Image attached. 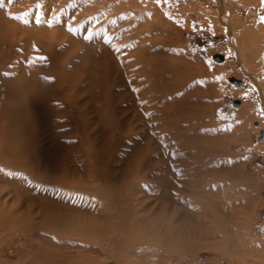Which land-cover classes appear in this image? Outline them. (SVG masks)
Masks as SVG:
<instances>
[{"label": "rangeland", "instance_id": "1", "mask_svg": "<svg viewBox=\"0 0 264 264\" xmlns=\"http://www.w3.org/2000/svg\"><path fill=\"white\" fill-rule=\"evenodd\" d=\"M105 1H108V0H105ZM138 1L142 2V0H138ZM143 1L149 2L148 0H143ZM151 1L154 3V5H158V2L161 0H151ZM167 1H169V2L172 1V2H170L172 4L170 5V3H169L167 5V3H166ZM167 1L163 0L162 5L163 6L165 5L166 8H168L170 6L168 8V11H167L168 14L166 13V10L165 11L164 10H158V12L160 13L161 18H163L164 21H167V23L164 26H167L168 23H170L169 26H171V24H172L173 31L172 30H168V32L166 31V34L162 35L163 39L159 38L156 41L157 44L164 45V47L162 48L163 51H160V52L154 48L156 55H158V54L160 55L161 53L163 54V56L161 55L163 58H160V56H158L157 58L153 57L155 60V63H157L159 65V67L157 65V68L155 69L156 66L152 62V64L149 63L148 67H146V69L149 68V70H145V69L142 70V68L139 66L137 68V71L132 70L133 73H136V75H134V74L132 75L133 78H135V79L140 78L141 74H143L147 79L151 78L152 74L154 75L152 77H153V80H155V82H156L155 87L150 89V90H152V92L145 93V96H146L145 98H147L148 101H150V102L153 101V103H154L151 107H147V105H151V104L148 103V101L145 104L146 100L144 98H142V100H140L139 103L137 102V99L133 98V96L131 95L132 90L129 91V88L131 87L132 83L130 81L129 76L127 77L128 73H127V70H126L124 64L119 62L117 60L116 56L111 54V52H109V55L107 57V55L104 51V48H105V46H107V44H105V42L99 37L93 36V38L89 42H87L88 43L87 44L85 41L91 37H89L87 35L85 37L84 34L82 35V37L77 35L75 38L81 39V40H79V43H81V45H80L81 47L79 46L77 49H72L69 46V43L66 41L60 42V39L62 36L59 37L58 41H56V42L53 41V45L51 48L49 47V49L47 48L46 41L40 42L39 39H37L38 37H28L29 39H27V38L18 39V37L17 38L15 37V38L10 39L9 40L10 42L4 43L5 44L4 48L6 50L7 49L9 50V53H10L9 56H8L7 51H3V45H2V49H0V54H1L0 55V63L1 64L4 63L6 68L4 70L0 71V81L2 82L6 79L12 80V84H15L13 86V88H14L15 86L18 87V84L21 82V79H23L25 77L30 82L32 81L34 84H35L36 79L37 80L39 79L42 82V84H44L43 82L45 80L46 84H48L47 88H48V90H50V93L52 96L46 95L47 96V97L45 96L46 99H43V100L38 101L36 103L37 98H43L42 95H38L35 92V91L38 92V90L41 88V85L40 84L39 85L32 84L33 85V89H31L32 94L30 95V94L26 93L25 96L22 97L25 101L27 99V102H28L27 104H25V110H24V108H22L23 101H22V99L21 100L19 99L18 95H15L17 97V99H16V97L13 99L11 98V101H10V104H11V107L9 109L10 114L13 110V112H12L13 115L11 114L12 116H10V117H12L11 121L14 118H16L17 122H19V123L21 122L20 124H18V123H16V121L14 119L13 121H15V122L12 121L13 123H11V124H13V125H11V124L10 125L12 126V128L15 131H17L18 129H20L21 125L23 124V126L21 128H23L22 130H24L26 133H24V131H21V130H20V132L17 131L18 136L22 132L21 138L18 141V143L21 146H24L23 150L25 152L29 151V160H27V162H29L28 165L31 168L34 167V169L32 168L33 169L32 170L29 167H28V169H29L30 173L33 172L35 175L32 174L33 176L29 177V178L33 177L32 181H30L29 178L28 179H29L30 185L31 184H33V185L37 184V189H35L34 192H31V193L32 194L33 193L36 194V192H38V193L36 195L33 194V196H35V198L33 199V201L28 203L29 207L27 206L28 207L27 208V216L29 218L28 220H29L30 227H27V228H29V229H27L28 231H26L28 235H26L25 237L29 236L28 239L29 238L32 239V242L34 244L30 243V241L27 239V243H29V244L25 243L26 245L23 244V246L20 248L18 246L19 241H15L13 243V245L9 248V247H6L3 244V241L0 239V264H21V263H23V264H49V263L50 264H59V263L60 264H78V261H79V264H83L84 262H86L85 258L89 254V252L82 251V250H80V248L79 249L78 248L69 249L68 247L63 246L66 249L65 250V249H63L62 246H60L59 250H63L61 252V251H58L57 246H55L56 249L55 248L53 249L49 245H46L43 241H42L43 244L40 243V241H38L39 239H37L36 237H38V236L44 237L47 235L46 233H48V237L50 239H52L51 237H54V236L57 237L58 236V231H59V234L67 232L64 229H62V227H63L62 222H65V223L68 222L66 224H69V222L71 223L73 221L72 223H76V221L79 220L82 223H79V225L76 223V225H77L76 229H77L78 234L74 235L73 237L74 238L75 237H82V238L84 237L85 239L89 238V236L86 237L85 233L87 231V228H90V226L86 225L85 223L83 225V221L85 219L87 224H91L92 222L96 223L99 220L98 219L99 214L94 213V215H91V216L85 214L86 208L84 206V198L87 195L85 193H89L90 188L93 189L94 187H97L98 184L100 185L101 183H103L104 178H107L109 180V182L111 183V185H113V186L116 185V187H120L121 189L123 188V184H124L119 180V176H121V175L126 176V178L128 180L133 179L135 183L137 182V184L141 183L140 184L141 186L155 187L154 184L157 183V181H155V182L151 181V183H150V178H152L153 174L151 176L147 177L148 181L146 183L144 182V180H142L143 179L142 176L147 171V167H141V172H137L138 175L134 171H130L129 169H126L127 167L134 169L135 165H132V163H131V160H133V158L135 156L134 150L139 143H141L143 140L144 141L147 140V137L146 138L143 137V135H145V134L140 133L141 132L140 129H137L138 126L140 125L139 124L140 118H138V116L136 115L135 118L137 119V121L136 120L134 121L136 125H132L133 127L131 128L130 132L127 134L125 139H123L121 142H119V139L121 138L120 135L122 136V133L124 134V132H126V130L129 129V126L126 125V123L128 124L130 122L131 119H129V118L132 115H134V112H136L138 108H139L138 110L146 109V110H152V111L154 109H156L154 112H152V115H153V118L155 119V122H157L158 126L161 125L165 132H167V131L171 132V124L167 123V116L164 114L165 113L164 111H166L168 108L169 114L170 113L172 114L171 116H169L171 118V120L178 122V116L174 117L175 113H177V111L175 109H178V110L182 109V105H184V107L186 106L185 112H186V108L188 107L187 109L189 110V112L190 111L193 112L195 110L194 116H196L197 113L198 114L201 113L203 115V117L200 121L199 120L196 121L197 124H199V128H196V126H195L196 122H194L193 126L196 128L195 133H193L192 135H189V140H186L187 135L185 134V140L181 144L182 145L181 148H185L186 152L189 151V154L191 153L190 155L193 158H195L197 156L201 157L200 153H203L201 163L203 161L202 164H204V168L202 170H204V169L205 170H204V172H202L203 175L202 174L197 175L199 177L198 180H200L201 182H203L205 184L206 183L205 180H207V183H208V182H211V179L213 178L212 180H215L214 182H216V180H217V184L222 187V189H219V191H218V192H220V194L221 193L223 194L222 191H228L229 203H228V201L222 202V205H224V206L221 207L220 212L218 213L219 214L218 217L221 218V216H222L223 219H230V217L232 216L231 217L232 220L231 219L230 220L233 221L234 220L233 218H236L238 213H239L240 217L236 218L239 220L233 221L232 225L230 223L231 222L230 220H228L229 223H224V224H226L228 226L230 224L231 227L234 226L233 230L236 229V226L238 229V226L242 227L244 225L246 229L241 228V229H238V231L243 230V231H241L242 235H243L244 231L247 232V234H244V235H248V237L245 236L246 239L251 238L252 242H254L256 244L254 246V248H258L259 246H261V247H263L262 249H264V151H263L264 150V95H263L262 100L260 97V95L264 93L263 92L264 91V82H263L264 81L263 80L264 74L262 73L263 71L260 72V74H261V76H260V74H258L256 72L258 70L257 67L255 65H253L252 63H250L251 65H249V67L247 66L248 68L246 67L247 69L242 68V63H243L242 54L238 50V47H236L237 56L233 53V51H231V48L229 46L230 39L225 32L226 27L224 25H222L219 22V20H216V18H213L216 16L215 13H213V11H216V9L213 6L211 7L208 0H167ZM206 3H208V5ZM159 5H161V4H159ZM250 6L247 5L248 10H249V8L252 9L253 6H255L256 8H260L258 4H254L253 6L252 5H250ZM43 7H44V5H43ZM49 7H50V5L48 6V10H50ZM205 7L206 8L208 7V8L206 9ZM210 9H211V12H210ZM251 9L249 10L250 13H252V11H253V9L252 10ZM204 10H207V12L205 13L206 15L204 13L201 14V12H203ZM209 13L212 15H209ZM207 14L209 16H207ZM202 15H203V17H202ZM256 15H253V17L251 16V18L253 19V22L259 25V29H258L257 25L255 27L254 38H256L255 42L257 43V45H256L257 49H259L260 51H263L264 50V41H263L264 40V22H263L264 18L262 21V19L260 20L259 19L260 17H258ZM210 16H212V19H214L215 21L214 20L211 21L212 19L210 18ZM155 18L156 17H153V19H155ZM255 19H259V20H257V22H256ZM231 20L232 21L227 19V25L230 23L232 24L231 26L234 29V31H233V29H231V27H229L230 25H228V27L230 29L229 31L232 32L233 36H234L235 32H237L235 34L236 36H234L235 38L238 37L241 30L243 31L244 29H246V27L247 28L249 27V25L246 26L245 24L244 25L242 24V26H240L241 28L239 31V25L236 23L235 17L233 16V19L231 17ZM43 22H44V20H43ZM124 22H126V20ZM234 22H235V24H234ZM36 25H37V23L32 22L29 25L27 24L25 27H26V29L31 28L32 26L37 28ZM40 25L45 26V23L44 24L42 23ZM130 25H134V24H130ZM96 26H97V24H95L91 27L92 31ZM114 26H116L118 29L116 27H112L111 32H113V33L116 32L118 34V32H120L123 29V28H121L122 27L121 25H114ZM235 26L237 29H235ZM242 27H244V28H242ZM61 28H67V27L62 26ZM133 29H134V26H132V28L130 30H128V34L135 36L137 32H135V29L134 30ZM130 32H132V33H130ZM119 35H121V34L119 33ZM119 35L114 37V38H116L114 43L117 41ZM98 38H99V40H101V42L98 40ZM236 39H238V38H236ZM246 39H245V42H246ZM250 40H251V38L248 39V41H250ZM153 42H155V40H153ZM241 43H244L243 40L241 41ZM101 44L103 47L101 46ZM244 44H247V43H244ZM29 48H31V49H29ZM159 48H160V46H159ZM175 49L179 50V53L181 55H183L184 58L186 56V59H185V61H183V63L191 65L192 66L191 68H193L192 70L189 69V72H188L187 68L184 67V65L181 66V60L178 61L177 59L173 58V60H175L173 62H176L177 64H179V66L169 63L170 61L172 62V58L168 57L170 55H165V54L166 53L170 54L169 52H173ZM113 50L117 51L115 49H112V51ZM2 53H5V54H3L4 56L2 55ZM116 53H118V51ZM263 53H264V51H263ZM103 54L106 56H104ZM102 57H104V58L106 57V58L104 59ZM109 57H110V59H109ZM237 57H239V59ZM151 59H152V57H151ZM219 59H221V60H219ZM97 60L100 61V63ZM157 60H161L162 63H168L169 66H164V65L160 66L161 65V64H159L160 61L157 62ZM163 60H165L166 62ZM97 62H98V64H96ZM88 64H89V66H88ZM53 66H54V68H53ZM100 66H102V67H100ZM251 66H252V68H251ZM28 67H29V70H28ZM160 67L161 68L163 67V70ZM50 68H52V69H50ZM123 68H124V70H123ZM153 68H154V70H153ZM139 69L141 71H139ZM165 69H166V72H163ZM185 69H186V71H184ZM102 70H104L105 74L103 73ZM145 71L147 72V74ZM181 71H182V73H180ZM153 72H156V73H153ZM124 73H126V75H124ZM165 73H166V75H165ZM186 73L188 74L187 77H186ZM196 73L199 75H196ZM111 74H113V75L111 76ZM163 75H165V76H163ZM189 75H191L193 77L194 81L202 79V80H205V82L202 83L201 86H197V87L195 85L192 86L190 84V82H188L186 79L189 77ZM155 76H157L156 77L157 79L154 78ZM145 77L144 78L141 77V80L143 82H145V80H147V79H145ZM161 77L165 81V84H163L164 86H162V85L159 86L160 82L157 83L158 81H160ZM252 77H255L254 80L252 79ZM63 78H65V80H63ZM108 78H109V81H107ZM230 78H233L234 80L241 82V85H236V84L230 82L229 81ZM260 78H262L263 81L259 80ZM106 81H107V83H106ZM137 81L139 84L140 81L138 79H137ZM254 81L257 83H255ZM80 82H81V84H80ZM99 82H101V83H99ZM108 82H110V85ZM105 83L107 84L106 86H105ZM114 83H115V85H114ZM10 84H11V82H10ZM62 84H64V86L66 88L64 86H62L60 89L59 85L61 86ZM96 85H98V86H96ZM111 85H112V87H111ZM113 85H114V87H113ZM256 85H258L259 87H257ZM141 86L144 90H146L145 87L147 85L141 84ZM174 86H175V88H174ZM181 86H183V87L180 90ZM185 86H192L191 88H196L195 89L196 91L193 90V92H191L192 90H190L189 88L185 89ZM147 87H149V86H147ZM43 88H44V85H43ZM125 88H127V89H125ZM164 90H165V92H164ZM158 91L159 92L163 91L162 93L160 92L163 96H165L167 94H171L173 96H176V94L180 93L178 95L185 96L183 103H178V101L181 97L178 99V96H176V98L172 99L169 104L164 105V102H166V101H163V99L161 97L162 95L160 93H158V95H157V93H155ZM34 92L38 96L34 95ZM19 94H21V91H19ZM70 97L73 98L72 101H71ZM185 98L187 100H185ZM199 98H201L200 100L203 101V102H200V104L202 105V107H200V108H199V106H201L200 104H197V106H196V102L198 101ZM13 101H15V102H13ZM193 101L195 102V104ZM236 101L238 102V105L235 104ZM43 102H45V103H43ZM69 103L71 104L72 108L69 106ZM139 104H145V105H144V107H142ZM242 104L243 105L244 104H247V105L251 104V106L249 108L250 110L249 109L244 110V108L242 107L243 106ZM48 105H49V108H48ZM27 108H29V109H27ZM32 108H33V110L35 108V110H39L40 112L35 111L37 114L36 113L34 114V112H32ZM64 109H65V111H64ZM66 109H67V111H66ZM7 111H8V109H7ZM26 111H30V112L29 113L27 112L25 114ZM46 111H47V114H51L48 116L49 120H50V117L54 118V116H56V118L53 119L54 120L53 126L51 125V122H49V123H47V121L44 122L46 119L45 118L46 117L45 116ZM83 111L84 112L87 111V112L84 114ZM196 111H197V113H196ZM242 111H243V113H242ZM244 111H246V113ZM80 112H82V113H80ZM74 113H77L78 115L74 114ZM79 113L82 114V116L79 115ZM131 113H132V115H131ZM27 114L28 115L30 114V116H24ZM31 114L36 115V116H33ZM16 115H18V116H16ZM125 115H127V117H128V119L126 120L127 122L126 121L124 122L123 120H121V118ZM13 116H15V117H13ZM83 116H85V117L87 116L86 117L87 119H85ZM188 116H189L190 120H195L193 118L194 116L191 117L190 113H188ZM10 117L8 116V120ZM34 118H36V120ZM195 118H197V117H195ZM19 119H20V121H18ZM27 119L31 122H29ZM32 120H34L35 122H33ZM107 120H109V121L107 122ZM27 121L29 123H27ZM184 121H185V115H184L181 123H183ZM36 122H38V123H36ZM82 122H83V124H82ZM109 122H111V123H109ZM14 123L16 124V127H18V129L15 127ZM106 123H108V124H106ZM80 124H81V126H80ZM185 124H186V122H185ZM210 124H213V126L216 127V130H218L217 133H215V135L217 134V135H219V137H216L217 140L216 139L215 140L218 143L222 144L225 148L227 147L226 150L229 152V153H227L225 148L221 147V145L219 144V149H218V153L216 154V157H215L216 160L215 161L213 159L214 157L212 158L210 156L211 157L210 158L207 156V154H205V148H207L206 151L210 150L211 148H209L208 146H206V145H204V144H202L196 140V137L200 134L199 137L206 140L205 142L207 144H210L208 142V139L212 135L210 133L211 131L208 129ZM17 125H19L20 127ZM109 125H110V128H108ZM113 125H114V127H113ZM117 125H119V126H117ZM38 126H39V128H38ZM134 126H135V128H134ZM34 127H35V131H34ZM25 128H26V130H25ZM117 128L119 130L120 135L119 134L117 135V133H118ZM219 128H220V130H222V132L221 131L219 132ZM85 129H87V130H85ZM108 129H111V131L109 130V133H107ZM112 130H113V133H112ZM132 130H133V132H132ZM203 130H206V131H204V133L206 132L205 135L208 136L209 138H207L203 135L204 134ZM114 131H116V132H114ZM261 131L263 132L262 137H260ZM130 133H132L133 136L132 135L129 136ZM13 134L17 135L16 132H14V131H13ZM15 135H13V137H15ZM117 137H118V139H117ZM218 138H220V140H218ZM110 140H111V143H110ZM15 141L17 143V139ZM221 142H223V143H221ZM185 143H187L188 147L184 146ZM112 144H113V146H112ZM144 144H146V142ZM170 144H171V142H170ZM163 145L159 144L157 142V143H155V146H154L157 148V152H156V150H153V147H151V149L154 152H156L158 155L161 152L163 153ZM113 147L115 148V150ZM211 147H213V146L211 145ZM169 148H170L171 154L174 152V149H176V147H174V149H173L172 145L169 146ZM14 149H18V148H14ZM111 149H113V151ZM203 150H204V152H203ZM213 151L216 152V150H213ZM219 154H221V156ZM153 155H155V154H153ZM235 155H236V157H239L241 159V161H239L240 164L238 166L232 165L233 166V169H232V167L228 165L229 164L228 160H231L230 158H232ZM163 156H164V153H163ZM127 159H128V162L126 161ZM135 159H137V157H135ZM158 159L160 161H158V163H156L157 165H155V166L158 167V164H161L160 165V167H161L160 172H164V173L171 172L172 167L164 164V163L169 164L170 162L162 161V159H164V157H161V159H160V157H158ZM220 159H222L221 163L219 162ZM204 161L208 162V163L205 164ZM95 162H96V164H95ZM173 162L174 161H172L171 163H173ZM130 163H131V165H130ZM173 165H175L176 167L178 166L175 163H173ZM226 166H229V168L226 169ZM164 167H166V168H164ZM94 169L97 171H95ZM152 169H154V168H152ZM38 170H39L38 176L40 178L37 179L36 178V176H37L36 171H38ZM98 170H101V176L99 174L97 176L96 172H98ZM208 170H209V172H208ZM239 170L241 171V176L238 175ZM210 171H211V173H210ZM205 172H207L208 174H206ZM204 173H205V175H204ZM65 174H67L68 177L64 176ZM188 174H190V173H188ZM191 175H193V174H191ZM232 175H234V176H232ZM91 176H92V178L93 177H95V178L91 179ZM227 176H229L230 178L229 177L227 178ZM88 177H89V180H91L90 182L93 181L91 185L89 184L90 182H88L89 181ZM69 178H70V180H68ZM114 178H115V181H114ZM65 179H66L67 183L65 182V186H64L63 183H64ZM71 179L73 182L71 181ZM135 179L136 180L138 179L139 181L138 180L136 181ZM39 180L42 181L43 185H42V183L41 184L39 183V182H41ZM162 180H164V179L162 178ZM245 180L248 181V183ZM68 181H70V182H68ZM97 181H98V183H97ZM94 182H96V183H94ZM44 184H47L48 187ZM53 184H55V185H53ZM67 184H68V186H67ZM188 184H190V183H188ZM188 184L185 185L186 189L189 187ZM211 184L209 186H207L206 188H203V186H200L199 188H197V190H199L202 199H203V197H205L206 200H208L209 207L212 210H215L216 208H214L212 206V201H211V197L214 196L213 195L214 192L212 191V188H211V186H213V185H211ZM38 185H41V186H38ZM43 186H45V187H43ZM73 186H75V187H73ZM39 187L42 190L41 189L39 190L38 189ZM49 187H51V189ZM77 187L79 190L77 189ZM125 187H126V189L124 188L122 190H127L129 186L127 184H125ZM45 188L47 191L45 190ZM48 189H49V191H48ZM68 189L71 190L72 192L75 190V192H73L72 195H71V193H69L70 191L66 193V191H68ZM201 189H202V192L205 193L204 196L201 194ZM36 190H38V191H36ZM61 190H65V191H63L65 193L63 194V192ZM82 190H84V191L82 192ZM188 190H190V191L192 190L191 186ZM39 191L41 192L40 195H39V193H40ZM43 191H44V193H42ZM53 191H55L57 193L55 194V192H53ZM85 191H87V192H85ZM76 192L77 193L79 192L78 195H75V194H77ZM59 193H62V195H60ZM45 194H50V195L46 196ZM206 194H208V195H206ZM57 195H58L59 200L54 198ZM70 195L72 196V199H71ZM250 195H252V197ZM39 196L40 197L43 196L42 199H39L40 198ZM48 196H50V197H48ZM59 196H60V198H59ZM62 196H63V198H62ZM66 196H68L69 198ZM73 196H75L76 198ZM243 196H245V198ZM16 197L17 196H14V198H16ZM90 197H93V196L90 194ZM94 198L95 197H93V199H91V201H94ZM37 199L40 201H38ZM49 199L53 200L54 202L50 201ZM79 200H80V202H79ZM243 200L249 201L248 204H246V205H248L247 210L243 207V203H242ZM51 202H52V206H51ZM33 203H36V204L33 205ZM234 203H236V206L232 205ZM53 204H55V205H53ZM146 204H148V202ZM149 204H150V206L154 205V203L152 201L149 202ZM56 205H57V208H56ZM40 207L43 210L42 213H40L42 211ZM53 207H55V208H53ZM97 207H98V205L95 207L96 210L99 208V207L98 208ZM39 208L41 210V211H39V213L41 215L38 216V214H39L38 209ZM147 208H149V207H147ZM235 208H236V210H235ZM69 209H71V211ZM240 209L242 211H243V209H245V210H244V212H242ZM234 210L237 211L236 212L237 214L234 213ZM238 210H240V211L238 212ZM35 211H37V212H35ZM196 211L199 214H196V216L193 215V217L195 219V223L193 222L191 215H185L186 213H183V211L180 213H177V214L175 213L176 221H175L173 226L176 229V232L183 231V230L185 231L186 229L187 230L185 232H183L181 234V236L174 238L173 242L175 245L172 243L171 247H170V248H173L174 250L168 249L167 248L168 246H166L164 248V250L165 249L167 250V251L165 250L166 253L165 252L164 253L166 254V258L168 260V261L167 260L164 261L165 264H264V256H262L263 254L260 255V253H262L261 250H259L260 253L258 251H256V253H254V254L253 253L248 254V252L246 253L245 252L246 249L243 248L241 241H238V239H241L240 237H238V239H236V237H235V240H236L235 245L234 244L230 245L231 243L227 245V247L229 246L227 249L230 250L235 257L233 259L225 258V259L220 260L219 256H216V254L214 253L215 248L210 247V248H208L209 250L205 249L204 248L205 242L203 240L209 239L207 241L209 243V246H215L212 242L219 243L218 239H220V238L217 236L216 238H213V239H211V238L204 239L201 236L200 229H198L197 227H205L204 225L206 222H203L202 224L200 223V219H201L200 214H202L203 210H201L200 208H197ZM245 211H246V213H245ZM30 212H33V213H30ZM72 213L75 215V217H68ZM49 214H51V215L49 216ZM66 214L68 216H66ZM179 214H180V218H179ZM244 214H245V216H247V218H245V219L243 218ZM78 215H80V216L78 217ZM241 215H242V217H241ZM88 216H89V218H88ZM224 216H226V217H224ZM47 217L50 218V221H49V218H47ZM196 217H198V218H196ZM72 218L74 220H72ZM171 218L173 219V217H171ZM240 218L244 219L243 223L241 222L242 219H240ZM91 219H94V220H91ZM32 220H33V222H31ZM70 220H72V221H70ZM185 221H187V222H185ZM237 221H239L240 223L238 224ZM48 222H49V224H48ZM244 222H245V224H244ZM199 223H200V225H198ZM42 224H44V225H42ZM52 224H53V226H52ZM192 224L195 225V227ZM183 225H184V227H183ZM207 225H209V224L207 223ZM35 228H37V229H35ZM52 228L53 229L56 228L57 232L55 233L56 229H54V231H53ZM182 228H183V230H181ZM46 229L49 232H46L45 231ZM50 229L54 232L53 234L50 233V232H52ZM38 230H40V231H38ZM82 230L84 232V233L82 232L83 236H81L82 233L79 232ZM191 230H192V234H191V236H189V239L184 240L185 239V233H190ZM42 232L45 234L44 235H38V234H42ZM32 234H34V235H32ZM51 234L54 236H52ZM30 235H32V237ZM182 236H184L183 239H181ZM60 237H62V236L59 235V239H61ZM55 239H58V237ZM180 239L183 241V243L185 242V244L186 243L188 244V246L186 245L187 247H190V244H191V246H193V247H191L192 251L188 250L187 252H185V249H183V248H179L180 250H178L177 247H179V246L177 244L180 242ZM253 239H254V241H253ZM176 241H179V242L176 243ZM36 242H39L40 245H39V243H37L39 246L36 245ZM75 244H77V245H75ZM75 244H74V247H78L79 243L76 242ZM36 246H38L42 249H39ZM230 246L233 247V249H235V252L233 251V249H231ZM14 247H15V249H14ZM31 248H32V250H34L33 252L31 251L32 253L30 252ZM105 248H106V252H104V253H101V250L98 248L92 249L91 252H97V255L98 254L99 255L96 257H93V263H89V264H100L99 262H101V264H103L102 260L107 258L110 253L115 254V255H119L121 258L123 255L124 258H122V259L126 263L128 260L129 261L131 260L132 263H134V261L136 260L134 253H128L127 254V251H125L123 249L121 250V248L119 246H114L115 250H112L109 246L108 247L106 246ZM240 248H243V249H241L243 252L240 250ZM38 249L40 251H38ZM187 249H189V248H187ZM41 250L46 251V253L44 251L41 252ZM55 250H57L58 252ZM67 250H68V252L69 251H73V252L76 251V255H78V256H76L75 253H73L72 254L73 260H72V257H69V253L66 252ZM26 251L30 254H28ZM50 251L54 252L55 254L54 253L52 254V252L49 253ZM77 251H79V252H77ZM117 251H118V253H116ZM122 252L124 254H121ZM241 252H242V255H241ZM57 253H59V254H57ZM26 254H28V255H26ZM35 254L39 255L42 260L40 259L39 256L37 257V255H35ZM47 254L49 255L48 258L50 257L51 260L42 258V257L47 258ZM56 254H57V256H56ZM62 254H63V256H62ZM255 254H259L260 256L257 255V257H255L256 256ZM65 255L68 256L69 258H67ZM92 255L94 256V254H90V256H92ZM154 256L155 255L151 254V257H152L151 259H153ZM248 256H250V257L248 258ZM35 257H37L39 259L37 260V258H35ZM55 257H56V259H55ZM74 257L77 260L74 259ZM130 257H131V259H129ZM59 259L61 260V262ZM66 259H68L69 261ZM65 260L69 263H66ZM80 260H81V262H80ZM62 261H64V262H62ZM159 261H160V259H159ZM158 264H162V262H160Z\"/></svg>", "mask_w": 264, "mask_h": 264}, {"label": "bare ground", "instance_id": "2", "mask_svg": "<svg viewBox=\"0 0 264 264\" xmlns=\"http://www.w3.org/2000/svg\"><path fill=\"white\" fill-rule=\"evenodd\" d=\"M108 1H105V0H0V49H2V45H3V51H7L8 56H9L10 55L9 50L8 49L6 50L4 48V45H5L4 43L10 42L9 40L12 38H15V37L16 38L18 37V39H21V38L29 39L28 37H38L37 39H39L40 42L46 41L48 49H49V47L50 48L52 47L53 41L54 42L58 41L59 37H61V36L62 37L60 39V42H63V41L68 42L69 46L72 49H77L81 45V43H79V40H81V39L75 38L77 35L82 37V35L84 34L85 37H86V35L91 37V38H88L87 40L85 39L86 43L89 42L93 38V36L99 37L105 42V44H107V46H105V48H104V51H105L107 57L109 55V52H111V54L116 56V58L119 62L124 64V66L127 70V73H128L127 77L129 76L130 81L132 83L131 87L129 86L131 88V89L129 88V91L132 90L131 95L133 96V98L137 99L138 103L140 100H142V98H144L146 100L145 101V104H146L148 99L145 98L146 97L145 93L152 92V90H150V89L155 87L156 82H155V80H153V77H152L154 75L152 74L151 78L147 79L143 74H141L140 76L142 78L145 77V79H147V80H145V82H143L141 80V77L136 78V79L133 78L132 75L133 74L136 75V73H133L132 70L137 71L138 66L141 67L142 70L143 69L149 70V68L146 69V67H148L149 63L152 64V62L155 64V66H156L155 69H156L158 64L155 63V60L153 57L157 58L158 56H160V58H163L162 53L160 55L159 54L156 55L155 49L158 50L159 52L163 51L162 48L164 47V45L157 44L156 41L159 38H162V35L166 34V31L167 32H168V30L173 31V28H172V24H171V26H169L170 23H168L167 26H164L167 23V21H164L163 18H161V15L158 12V10H164V11L166 10V13L168 14L167 11H168V8L170 6L169 7L167 6L168 8H166L165 5L163 6L162 5L163 0L159 1L158 5H154V3L151 0H148L149 2H145L143 0H142V2H139L138 0H110L109 2ZM170 2H172V1H170ZM170 2L167 1L166 2L167 5ZM208 2L210 3L211 7L213 6L216 9V11H213V13H215V15H216L213 18H216V20H219V22L226 27L225 32L230 39L229 46L231 48V51H233V53L237 56L236 47H238V50L241 52L242 60H243L242 68H246L247 66L249 67V65H251L250 63H252L253 65H255L257 67L258 70L256 72L258 74H260L261 71H263L262 73L264 74V53H263L264 50L262 49L263 51H260L259 49H257V46H256L257 43L255 42L256 38H254L255 27L257 25V27L259 29V25L254 23L253 19L251 18V16L253 17V15L257 14L256 16L260 17L259 19L260 20L262 19V21H263V18H264V0H208ZM159 4H161V5H159ZM171 4L172 3H170V5ZM206 4L208 5V3H206ZM254 4H258L260 8H256L255 6H253ZM43 5H44V7H43ZM49 5H50V7H49L50 10H48ZM247 5L253 6L252 7V9H253L252 13L249 12V10L251 8H249V10L247 9ZM206 12H207V10H204L203 12H201V14L202 13L205 14ZM210 12H211V9H210ZM203 15H202V17H203ZM209 15H212V14L209 13ZM209 15L207 14V16H209ZM233 16L235 17L236 23L239 25V31L241 28L240 26H242V24L243 25L245 24L246 26L249 25L248 28L246 27V29H244L243 31L242 30L240 31L238 37H236L239 40L234 37V36H236L235 34L237 32H235V34L233 36L232 32L229 31L230 30L229 27H231V29H233L231 26L232 24L231 23L228 24V25H230L229 27L227 25V19L232 21L231 17L233 19ZM153 17H156V18L153 19ZM210 18L212 19V16H210ZM42 19L44 20V22ZM259 19H255V21L257 22V20H259ZM38 20H39V22H37ZM125 20H126V22H124ZM213 20L214 19H212L211 21H213ZM32 22L37 23V25H36L37 28L32 26L31 28L26 29L25 26L27 24L29 25ZM42 23L43 24L45 23V26H41L40 24H42ZM95 24H97V26L92 31L91 27ZM130 24H134V25H130ZM234 24H235V22H234ZM114 25H121L122 26L121 28H123V29L120 32H118V34L116 32L113 33V32H111V29H112V27H116ZM62 26H66L67 28H61ZM132 26H134L135 32H137L135 36L128 34V30H130L132 28ZM242 28H244V27H242ZM235 29H237L236 26H235ZM233 31H234V29H233ZM119 33L121 35H119ZM130 33H132V32H130ZM117 35H119L118 39L114 43V41L116 39L114 37ZM99 38H98V40H99ZM249 38H251L250 41H248ZM245 39H246V42H245ZM153 40H155V42H153ZM242 40L244 43H247V44L241 43ZM99 41L101 42V40H99ZM101 46H102V44H101ZM159 46H160V48H159ZM29 49H31V48H29ZM112 49L117 50L118 53H116L117 51H114V50L112 51ZM169 53L170 54H168V53L165 54V55H170L168 57L172 58V62L169 60L170 61L169 63L179 66V64H177L176 62H173V61H175V60H173V58H174V59H177L178 61L181 60V66L184 65V67L187 68L188 72H189V69H191V70L193 69V68H191L192 67L191 65L183 63V61H185V59H186V56L184 58L183 55H181L179 53V50L175 49L173 52H169ZM3 54H5V53H2V55ZM106 55H104V56H106ZM151 57H152V59H151ZM239 57H237V58L239 59ZM102 58H104V57H102ZM109 59H110V57H109ZM161 60H157V62L160 61L159 62V64H161L160 66H162V65L169 66L168 63H162ZM219 60H221V59H219ZM163 61H165V60H163ZM98 62L100 63V61H98ZM98 62L96 64H98ZM88 66H89V64H88ZM100 67H102V66H100ZM158 67H159V65H158ZM5 68H6L5 64L2 63L0 65V71L4 70ZM53 68H54V66H53ZM251 68H252V66H251ZM50 69H52V68H50ZM161 69L163 70V67ZM28 70H29V67H28ZM123 70H124V68H123ZM153 70H154V68H153ZM102 71L104 73V70H102ZM139 71H141V70L139 69ZM184 71H186V69ZM163 72H166V69ZM153 73H156V72H153ZM180 73H182V71ZM146 74H147V72H146ZM112 75L113 74H111V76ZM124 75H126V73H124ZM165 75H166V73H165ZM165 75H163V76H165ZM187 75L188 74L186 73V77H187ZM196 75H199V74L196 73ZM260 76H261V74H260ZM156 77L157 76H155L154 78H156ZM254 78L255 77H252L253 80H254ZM137 79L140 81L141 84H145L149 87L146 86L145 87L146 90H144L142 88L141 84L140 83L138 84ZM186 79L188 82H190V84L192 86L195 85L196 87L201 86V84L205 82V80H202V79L194 81L193 77L191 75H189V77ZM63 80H65V78H63ZM259 80L263 81L264 79L262 80V78H260ZM107 81H109V78ZM107 81H106V83H107ZM10 82H11V84H10ZM159 82H160L159 86L160 85L164 86L163 84H165V81L162 79V77H161L160 81H158L157 83H159ZM43 83L44 84H42V82L39 79L38 80L36 79L35 84H34L32 81L30 82L25 77V78L21 79V82L18 84V87L15 86L13 88V86L15 84H12V80L6 79L2 82L0 81V87H1L0 88V239L3 241V244L9 248L13 245V243L15 241H19V244L18 243L17 244L20 248L23 246V244L24 245L29 244V243H27V239L29 236L25 237L26 235H28L26 231H28L27 229H29V228H27V227H30L29 220H28L29 218L27 216V208L29 207L28 203L33 201V199L35 198V196H33L34 193L32 194L31 192H34V190L37 189V184H34V185L31 184L30 185V182H29V179H30V181L33 180V177H31L32 179L29 177L33 176L32 174H34L33 172L30 173L29 169H28V167L31 168L28 165L29 162H27V160H29V151L25 152L23 150L24 146H21L18 143V141L21 138L22 132L18 136L17 131L18 132H20V130L24 131V130H22L23 128H21L23 126V124L21 125V127L19 125H17L20 127V129H18V127H16V124L14 123L15 127L18 129V130L16 129L17 131H15L11 126V125H13L11 123L15 122L16 118H14L15 121H13L14 119L12 120L13 122L11 121L12 117H10V116L13 115L12 114L13 110L11 109L12 110V112H11L12 115H11L9 112L10 111L9 109L11 107L10 101H11V98L13 99L16 97L15 95H18L19 99L20 100L22 99V101H23L22 108H24V110H25V104H27L28 102H27V99L25 101L22 97L25 96L26 93H28L30 95L32 94V90H31V89H33L32 84H34V85L40 84L41 85V88L38 90V92L37 91H35V92L38 95H42L43 98H37L36 103L38 101L46 99L45 98L46 95L52 96L50 93V90H48V88H47L48 84H46L45 80ZM99 83H101V82H99ZM106 83H105V86L107 85ZM108 83L110 85V82H108ZM255 83H257V82H255ZM80 84H81V82H80ZM43 85H44V88H43ZM114 85H115V83H114ZM114 85H113V87H114ZM62 86H64V84H62L61 86L59 85L60 89ZM96 86H98V85H96ZM192 86H185V89L189 88L190 90H192L191 92H193V90H195L196 88H191ZM256 86L259 87L258 85H256ZM111 87H112V85H111ZM182 87L183 86L180 87V90L182 89ZM127 88H125V89H127ZM174 88H175V86H174ZM19 91H21V94H19ZM35 92H34V95H36ZM160 92L158 91L155 93H157V95H158V93H160ZM164 92H165V90H164ZM178 94H180V93H178ZM178 94H176V96H178V99L181 97L179 99L178 103H183L185 96H180ZM38 95H36V96H38ZM263 95H264V93L260 95L261 100L263 99ZM176 96H173L171 94H167L165 96L162 95L161 97H162L163 101L167 102V103L164 102V105H167L170 103V101L172 99H175ZM16 99H17V97H16ZM70 99L72 101L73 98L70 97ZM200 99L201 98H199L198 101L196 102V106H197V104H200V102H203ZM185 100H187V99L185 98ZM13 102H15V101H13ZM43 103H45V102H43ZM148 103H150L151 105H147V107H151L154 104L153 101H151V102L148 101ZM145 104H139V105L144 107ZM194 104H195V102H194ZM69 106L71 107L70 103H69ZM250 106H251V104H248V105L244 104L242 107L244 108V110H246V109H249ZM185 107H184V105H182L183 110L182 109H180V110L175 109L177 111V113H175L174 117L178 116V122L171 120V118L169 116H171L172 114L171 113L169 114L168 108L166 111H164L165 112L164 114L167 116V123L171 124V132L170 131L165 132L164 129L162 128V126L161 125L158 126L157 122H155V119L153 118L152 112H154L156 109H154L152 111V110H146L143 108H142L143 110H141V109L138 110L139 108L138 109L136 108L137 111L134 112V115H132L133 112L131 113L132 116L131 117L129 116L130 117L129 119H131L132 121L130 120V122L128 124L126 123V125L129 126V129L126 130V132H124V134L122 133V136L119 134V130L117 128V132H118L117 135L118 134L120 135L121 138L119 139V142H121L123 139H125L127 134L130 132L131 128L133 127L132 125H136L134 122L135 120L137 121V119L135 118L136 115L138 116V118H140V122H139L140 125L138 126V128L137 127L136 128L140 129V131H141L140 133L145 134V135H143V137H145V138L147 137V140L146 141L143 140L141 143L138 142L139 144L136 146V148L134 147L135 148V150H134L135 156H134L133 160H131L132 165H135L134 169H131L129 167H127L126 169H129L130 171H134L137 174V172H141V167H147V171L143 174L142 180H144V182L146 183L148 181L147 177H149L153 174L152 178H150V183H151V181L152 182L157 181V183L154 184L155 187L141 186L140 185L141 183L137 184V182L135 183L133 179L128 180L126 178V176L121 175V176H119V180L122 183H124L122 189H124V188L126 189L125 184H127L129 186L127 190H122L120 187H116V185H114V186L111 185L109 180L107 178H104L103 183H101L100 185L98 184V186L94 187L93 189L90 188L89 193H85V194H87L84 198V206L86 208L85 214H87L89 216L94 215V213L99 214V217H98L99 220L96 223L91 221L92 222L91 224H87L85 219L83 221V225L85 223L86 225L90 226V228H87V231L85 233L86 237L89 236V238L85 239L84 237L83 238L82 237H75V238L73 237L74 235L78 234L77 229H76V226H77L76 223L79 225V223H82V222L77 220L76 223H72L73 222L72 220H74L72 218V220H70L72 222L71 223L69 222V224H66L68 222H66V223L62 222V224H63L62 229H64L67 232L59 234V231H58V236L56 235L58 237V239H55L57 237L52 235L54 233L53 232L54 229H56V228H54V229L52 228L53 231L50 229L52 231V232H50V233H52L51 235L54 236V237H51L52 239H50L48 237V233H46L47 235L44 237H40V236L36 237L37 239H39L38 241H40V243H42V241H43L46 245H49L53 249L55 248V246H57L58 251H61V252L63 250H59L60 246L68 247L69 249H75V248L79 249L80 248V250H82V251L89 252V254L85 258L87 263L84 262L83 264L93 263V257H96L99 255V254L97 255V252H91L92 249L98 248L101 250V253H104V252H106V248H105L106 246L107 247L109 246L112 250H115L114 246H119L121 248V250L123 249V250L127 251V254L128 253H134L136 260L134 261V263H132L131 260L130 261L128 260L126 263L122 259V258H124L123 255L121 258L119 255H115V254L110 253L107 258L102 260L103 264H158L160 262H162V264H165L164 261L167 260V258H166V254H165L166 249L164 250V248L166 246H168L167 247L168 249H173L170 247H171L172 243L174 244V242H173L174 238L181 236V234L187 230L186 229L184 231L182 228L181 230H183V231L176 232V229L173 226L175 221H176L175 213L177 214V213H180L183 211V213H186L185 215H191L193 222L195 223V219H194L193 215L196 216V214H199L196 211V209L200 208L201 210H203L202 214H200L201 215L200 223L202 224L203 222H206L205 225L203 224L205 227H197L198 229H200L201 236L204 239H206V238L213 239V238H216L217 236L220 238V239H218L219 243L212 242L215 246H209V243L207 242L209 239L203 240L205 242L204 243L205 249H208L210 247L215 248V252L214 251L213 252L216 254V256H219L220 260L225 259V258L233 259L235 257L233 255V253L227 249L229 247V246L227 247V245L230 243H231L230 245H233V244L235 245V243H236L235 237H236V239H238V237H240L241 239H238V241H241L243 248L246 249V251H245L246 253L248 252V254L249 253L254 254V253H256V251L259 252V250H261L262 253H260V252L259 253H260V255L263 254L262 256H264V249H262L263 247L259 246L258 248H254V246L256 244L254 242H252L251 238L246 239L245 236L248 237V235H244V234H247V232L244 231L243 235H242L241 231H243V230L238 231V229H241V228L244 229L245 228L244 225L242 227L238 226V229L236 226V229L233 230L234 226L231 227L230 224H229V226L224 224V223H229L228 220H230V219L232 220V218H231L232 216L230 217V219H223L222 216H221V218L218 217V215H219L218 213L220 212L221 207L224 206V205H222V202L228 201V191H222L224 195L222 193L220 194V192H218V191H219V189H222V187L217 184V180H216V182H214L215 180H212L213 178L212 179L210 178L211 182H208V183H207V180H205L207 184L206 183L204 184L203 182L198 180L199 177L197 175H201L202 172H204V170H205V169L202 170L204 168V164H202L203 161L201 163L203 153H200L201 157L197 156V157L193 158L190 155L191 153L189 154V151L186 152L185 148H181L182 147L181 144L185 140V134L187 135L186 140H189V135H192L193 133H195L196 128H199V124H197L196 121H198V120L200 121L203 117V115L201 113L198 114L197 111H196L197 115L194 116L195 110L194 111L192 110L193 112H191V111L189 112V110L187 109L188 107L186 108V112H185ZM200 107H202V105L199 106V108ZM48 108H49V105H48ZM7 109H8V111H7ZM27 109H29V108H27ZM35 111L40 112L39 110H35V108L33 110V108H32V112H34V114L36 113ZM64 111H65V109H64ZM66 111H67V109H66ZM27 112L29 113L30 111H26L25 114ZM86 112H84V114ZM244 112L246 113V111H244ZM80 113H82V112H80ZM80 113H79V115L82 116V114H80ZM188 113L191 114V117L194 116L193 118L195 120H190ZM242 113H243V111H242ZM74 114H77V113H74ZM31 115H33V114H31ZM49 115H51V114H47V111H46V115H45L46 117L45 118L47 120L45 119L44 122H46V121H47V123L51 122V125L53 126V124H54L53 119L56 118V116H54V118L50 117V120H49V118H48ZM184 115H185V121L183 123H181ZM8 116L10 117L9 120H8ZM16 116H18V115H16ZM24 116H30V114L29 115L27 114ZM33 116H36V115H33ZM13 117H15V116H13ZM83 117L85 119H87L86 118L87 116L86 117L83 116ZM195 117H197V118H195ZM34 119L36 120V118H34ZM127 119H128L127 115H125L121 118V120H123L124 122ZM109 120H107V122ZM18 121H20V119ZM28 121H27V123L31 122V121H29V122ZM32 121L35 122L34 120H32ZM185 122H186V124H185ZM194 122H196V124H195L196 128L193 126ZM16 123L20 124L21 122L19 123L16 121ZM36 123H38V122H36ZM109 123H111V122H109ZM82 124H83V122H82ZM106 124H108V123H106ZM80 126H81V124H80ZM117 126H119V125H117ZM113 127H114V125H113ZM214 127L215 126H213V124L209 125L208 129L211 131L210 133L212 134L211 136L209 135L210 138L205 135L206 132L204 133V131H206V130H203V133H204L203 135L205 137L209 138L208 142L210 144H207L205 142L206 140L200 138L199 137L200 134L199 135L197 134L198 136L196 137V140L198 142L208 146L209 148H211L208 151H206L207 148H205V154H207L208 157H210V156L212 158L214 157L213 159L215 161L216 160L215 157H216V154L218 153L220 143H218L216 141L217 140L216 137H219V135H217V134L215 135V133H217L218 130H216V127L215 128ZM38 128H39V126H38ZM108 128H110V125L108 126ZM134 128H135V126H134ZM25 130H26V128H25ZM85 130H87V129H85ZM109 130L111 131V129H108L107 133H109ZM13 131L16 132L17 135L13 134ZM34 131H35V127H34ZM220 131L222 132V130H220V128H219V132ZM114 132H116V131H114ZM132 132H133V130H132ZM24 133H26V132L24 131ZM112 133H113V130H112ZM13 135H15V137H13ZM131 135H132V133H130L129 136H131ZM16 139H17V143L15 141ZM117 139H118V137H117ZM111 140H110V143H111ZM218 140H220V138H218ZM169 141L171 142V144ZM145 142H146V144H144ZM157 142L159 144H162V145L164 144L163 145L164 156H163L162 152L157 155V153H156L157 148L154 147L155 143H157ZM221 143H223V142H221ZM113 144H112V146H113ZM171 145L173 146V149H174V147H176V149H174V152L172 154H171L170 148H169V146H171ZM211 145L213 147H211ZM220 145H221V147H224L222 144H220ZM184 146H187V143H185ZM151 147H153V150H156V152H154L151 149ZM14 148H18V149H14ZM226 148H225V150H226ZM111 150L113 151V149H111ZM114 150H115V148H114ZM213 150H216V152H214ZM203 152H204V150H203ZM227 153H229V152L227 151ZM153 154H155V155H153ZM219 155L221 156V154H219ZM135 157H137V159H135ZM158 157H160V159H161V157H164V159H162V161L170 162L169 164L168 163H164V164L172 167V170H171L172 173L171 172H168V173L160 172V170H161L160 165L161 164H158V167L155 166V165H157L156 163H158V161H160L158 159ZM222 159H220V161H219L220 163H221ZM230 159L231 160H228L229 161L228 165L231 166L232 169H233L232 165L238 166L240 164L239 161H241V159L239 157H236V155ZM126 161L128 162V159ZM172 161H174L173 163H175L178 166L176 167L175 165H173V163H171ZM131 163H130V165H131ZM206 163H208V162H205V164ZM95 164H96V162H95ZM229 166H226V169L229 168ZM151 167L154 169H152ZM32 168L34 169V167H32ZM164 168H166V167H164ZM95 171H97V170H95ZM38 172H39V170L36 171V175H37L36 178L37 179L40 178L38 176L39 175ZM208 172H209V170H208ZM188 173H190V174H188ZM205 173L208 174L207 172H205ZM205 173H204V175H205ZM210 173H211V171H210ZM96 174H97V176H98V174L101 176V170H98V172H96ZM191 174H193V175H191ZM238 175L241 176L240 170H239ZM64 176L68 177L67 174H65ZM232 176H234V175H232ZM228 177L229 176H227V178ZM93 178H95V177H93ZM93 178L91 176V179H93ZM162 178L164 180H162ZM66 179L63 183L64 186H65ZM68 180H70V178ZM88 180H89V177H88ZM39 181H41V180H39ZM71 181H72V179H71ZM90 181L91 180H89L88 182H90ZM114 181H115V178H114ZM68 182H70V181H68ZM92 182H90L89 184L91 185ZM246 182L248 183V181H246ZM39 183L41 184L42 181ZM94 183H96V182H94ZM97 183H98V181H97ZM188 183H190V184H188ZM186 184L189 185V187L187 189L185 188ZM210 184L213 185V186H211V188H212V191L214 192V194L212 193L214 196L211 197L212 206L214 208H216L217 210L216 209L212 210L209 207L208 200H206V198L203 197L205 195V193L202 192V189H201V194L203 195L202 196L203 199L201 198L199 190H197V188H199L200 186H203V188H206ZM42 185H43V183H42ZM44 185L47 186V184H44ZM53 185H55V184H53ZM38 186H41V185H38ZM67 186H68V184H67ZM190 186L192 188L191 191L188 190L190 188ZM43 187H45V186H43ZM73 187H75V186H73ZM49 188L51 189V187H49ZM38 189L40 190L41 188L39 187ZM77 189H78V187H77ZM45 190H46V188H45ZM84 190H82V192ZM36 191H38V190H36ZM48 191H49V189H48ZM61 191L63 192L65 190H61ZM53 192H55V191H53ZM67 192L71 193V195H72V193L75 192V190L72 192L71 190L68 189V191H66V193ZM85 192H87V191H85ZM37 193L38 192H36V194ZM42 193H44V191ZM56 193L57 192H55V194ZM64 193L65 192H63V194ZM78 193L75 195H78ZM36 194H34V195H36ZM40 194H41V192L39 193V195ZM59 194L62 195V193H59ZM90 194L93 197H95L94 201H91V199H93V197H90ZM45 195L47 196L50 194H45ZM71 195H70V197L72 199ZM206 195H208V194H206ZM14 196H17V197L14 198ZM250 196L252 197V195H250ZM42 197H40L39 199H42ZM48 197H50V196H48ZM66 197H68V196H66ZM73 197H75V196H73ZM243 197L245 198V196H243ZM54 198L58 199V195ZM59 198H60V196H59ZM62 198H63V196H62ZM38 201H40V200H38ZM50 201L54 202L53 200H50ZM146 201L148 202V204H146L147 203ZM151 201L154 203V205H151L152 207L149 204V202H151ZM243 201H242L243 207L247 210L248 205H246V204H248L249 201H244V202ZM52 202H51V206H52ZM79 202H80V200H79ZM228 203H229V201H228ZM34 204H36V203H33V205ZM53 205H55V204H53ZM57 205H56V208H57ZM97 205L99 208L97 207L98 209L96 210L95 207ZM232 205L236 206V203H234ZM147 207H149V208H147ZM40 208L38 209V213H39V211L42 210V208H41V210H40ZM53 208H55V207H53ZM236 208H235V210H236ZM245 209H243V211L241 209L240 210L242 212H244ZM69 210L71 211V209H69ZM235 210H234V213L237 212ZM240 210H238V212ZM35 212H37V211H35ZM42 212H43V210L40 213H42ZM30 213H33V212H30ZM40 213L38 214V216L41 215ZM245 213H246V211H245ZM50 215L51 214H49V216ZM66 216H68V215L66 214ZM79 216L80 215H78V217ZM89 216H88V218H89ZM244 216H245V214H244ZM244 216H243L244 219L247 218V216H245V217ZM68 217H75V215L72 213ZM171 217H173L174 220ZM198 217H196V218H198ZM224 217H226V216H224ZM238 217H240L239 213H238L236 218H238ZM241 217H242V215H241ZM47 218H49V217H47ZM179 218H180V214H179ZM236 218H233L234 219L233 221L239 220ZM243 218H240V219H242V221L240 220L242 223L244 220ZM91 220H94V219H91ZM49 221H50V218H49ZM233 221L230 222L231 225L233 224L232 223ZM31 222H33V220ZM185 222H187V221H185ZM237 222H238V224L240 223L239 221H237ZM200 223L198 225H200ZM207 223L209 225H207ZM48 224H49V222H48ZM244 224H245V222H244ZM42 225H44V224H42ZM52 226H53V224H52ZM193 226L195 227V225H193ZM183 227H184V225H183ZM35 229H37V228H35ZM38 231H40V230H38ZM45 231L49 232V231H47V229ZM56 232H57V229L55 230V233ZM79 232L82 233L83 230L79 231ZM83 233L81 236H83ZM44 234L45 233L42 232V234H38V235H44ZM191 234H192V230L190 233H185V239L184 240L189 239V236H191ZM32 235H34V234H32ZM32 235H30V236L32 237ZM59 235L62 236V237H60L61 239H59ZM183 237L184 236H182L181 239H183ZM181 239H180V242L176 241V243L179 242L177 244L179 246V247H177L178 250H180L179 248H183V249H185V252H187L188 250L190 251L191 247H193V246H191V244L189 243L190 247H187L188 244L187 243L185 244V242L183 243V241ZM28 240L30 241V243L34 244L32 242V239L29 238ZM253 241H254V239H253ZM76 242L79 243L78 247H74V244ZM37 243H39V242H36V245H38ZM40 243H39V245H40ZM75 245H77V244H75ZM38 246H36V247H38ZM64 247H63V249H65ZM32 248L30 249V252L34 251V250H32ZM38 248L42 249L40 247H38ZM187 248H189V249H187ZM243 248H240V250ZM14 249H15V247H14ZM39 249H38V251H40ZM231 249H233V247H231ZM43 251L44 250H41V252H43ZM55 251H57V250H55ZM233 251L235 252V249H233ZM44 252L46 253V251H44ZM51 252L52 251H50L49 253H51ZM66 252H68V250ZM77 252H79V251H77ZM242 252H241V255H242ZM53 253L54 252H52V254ZM68 253H69V257H72L73 253H75V255H76V251H74V252L69 251ZM116 253H118V251ZM28 254H30V253H28ZM28 254H26V255H28ZM48 254H47V258L46 257L45 258L42 257V258L43 259H50V257L48 258V256H49ZM57 254H59V253H57ZM57 254H56V256H57ZM90 254H94V256L93 255L90 256ZM121 254H124V253L122 252ZM151 254L155 255L153 259H151L152 258ZM35 255H37V254H35ZM255 255H256L255 257H257V255L260 256L259 254H255ZM38 256L39 255H37V257ZM62 256H63V254H62ZM76 256H78V255H76ZM37 257H35V258H37ZM66 257L69 258L68 256H66ZM249 257L250 256H248V258ZM38 259L39 258H37V260ZM40 259H41V257H40ZM55 259H56V257H55ZM74 259H76V258L74 257ZM129 259H131V257ZM159 259H160V261H159ZM66 260H68V259H66ZM72 260H73V257H72ZM81 260H80V262H81ZM60 262H61V260H60ZM62 262H64V261H62ZM66 263H69V262L66 261ZM99 263L101 264V262H99ZM21 264H23V263H21ZM78 264H79V261H78Z\"/></svg>", "mask_w": 264, "mask_h": 264}, {"label": "water", "instance_id": "3", "mask_svg": "<svg viewBox=\"0 0 264 264\" xmlns=\"http://www.w3.org/2000/svg\"><path fill=\"white\" fill-rule=\"evenodd\" d=\"M229 81L232 82V83H234V84H236V85H241V82H239V81H237V80H234L233 78H230ZM235 104L238 105V102L236 101ZM260 134H261L260 137H262V136H263V132L261 131Z\"/></svg>", "mask_w": 264, "mask_h": 264}, {"label": "snow or ice", "instance_id": "4", "mask_svg": "<svg viewBox=\"0 0 264 264\" xmlns=\"http://www.w3.org/2000/svg\"><path fill=\"white\" fill-rule=\"evenodd\" d=\"M37 22H39V20Z\"/></svg>", "mask_w": 264, "mask_h": 264}]
</instances>
